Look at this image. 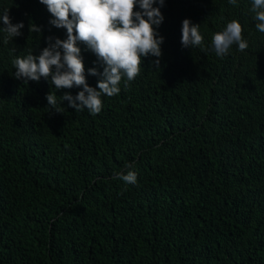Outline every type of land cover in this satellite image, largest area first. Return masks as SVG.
Here are the masks:
<instances>
[{
    "label": "trees",
    "instance_id": "obj_1",
    "mask_svg": "<svg viewBox=\"0 0 264 264\" xmlns=\"http://www.w3.org/2000/svg\"><path fill=\"white\" fill-rule=\"evenodd\" d=\"M252 6L164 0L162 56L142 58L93 116L60 101L80 88L15 78L14 59L66 29L39 0H0V16L24 25L6 44L0 22V264H264V33ZM185 19L203 47L182 46ZM233 20L248 48L217 57L212 36ZM78 47L95 88L88 70L103 69ZM127 164L134 185L114 178Z\"/></svg>",
    "mask_w": 264,
    "mask_h": 264
},
{
    "label": "clouds",
    "instance_id": "obj_2",
    "mask_svg": "<svg viewBox=\"0 0 264 264\" xmlns=\"http://www.w3.org/2000/svg\"><path fill=\"white\" fill-rule=\"evenodd\" d=\"M46 6L52 19L49 23L56 29H66V39L61 40L49 36L47 47L40 54H28L13 60L15 78L17 80L39 82L41 78L50 80L57 90L77 87L82 89L77 95L65 94L60 101H68V107L80 112L87 110L91 115L99 114L103 107L101 97H112L120 92L122 79L125 86L140 73L143 59L149 55L161 57V45L164 38L157 29L164 17L160 8L164 0H39ZM232 5L236 0H229ZM159 4V7H153ZM139 7L140 11L136 8ZM251 11L258 21L256 28L264 33V0H253ZM0 22L7 34L4 43L9 39L22 35L23 23L13 25L8 11L0 16ZM200 25L189 19L182 22L181 44L184 48L203 47L204 37L200 33ZM30 32L39 33L41 29L35 24L29 26ZM54 41V42H53ZM78 44L97 57L102 72L96 68L88 70V74L98 76L96 87L88 85L85 66ZM212 48L217 57H224L232 45L244 51L248 43L242 38L241 24L233 20L226 27L215 33L211 39ZM158 65L159 60L154 61ZM126 78V79H125ZM57 95L49 92L46 95L50 111L62 113L64 109L58 104ZM65 110V109H64ZM130 169L126 173L116 172L114 178L125 184H136L137 174L132 171V164L125 165Z\"/></svg>",
    "mask_w": 264,
    "mask_h": 264
}]
</instances>
